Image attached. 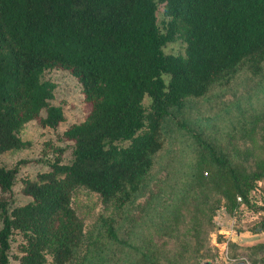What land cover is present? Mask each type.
<instances>
[{
    "label": "trees",
    "instance_id": "obj_1",
    "mask_svg": "<svg viewBox=\"0 0 264 264\" xmlns=\"http://www.w3.org/2000/svg\"><path fill=\"white\" fill-rule=\"evenodd\" d=\"M177 35L184 54L166 53ZM263 64L264 0H0V152L22 145L26 122L55 129L64 120L50 102L55 85L43 78L46 70L72 73L85 104L84 118L58 135L72 143L71 159L64 162V147L48 140V169L36 181L22 179L30 199L11 205L0 196V264L11 256L17 264L110 262L107 246L122 242L117 213L146 184L163 147V119L185 98L205 95L239 70L257 75ZM176 124L213 163L226 164L189 125ZM16 172L0 165L1 193L10 191ZM231 172L235 199H242L251 185ZM78 187L107 206L87 236L71 203Z\"/></svg>",
    "mask_w": 264,
    "mask_h": 264
},
{
    "label": "rangeland",
    "instance_id": "obj_2",
    "mask_svg": "<svg viewBox=\"0 0 264 264\" xmlns=\"http://www.w3.org/2000/svg\"><path fill=\"white\" fill-rule=\"evenodd\" d=\"M157 18L163 30L162 5ZM176 37L163 50L183 55L185 40ZM43 78L54 83L50 102L61 107L64 120L55 129L30 120L19 131L22 145L0 152V165L17 168L10 191L0 192L11 205L30 199L22 191V179L36 181L37 173L48 169L51 150L45 142L63 146L62 160L71 159L72 143L62 142L58 135L85 115L81 86L72 73L52 68ZM143 102L146 105L148 99ZM177 122L186 123L209 142L226 164L213 163ZM161 134L163 147L146 184L117 213L116 231L122 242L108 245L105 256L116 264H143L145 259L152 263L154 258L162 264H227L241 259L264 264V242L245 244L248 235L264 231V64L257 75L239 70L229 81L216 82L205 95L185 98L163 119ZM232 170L251 185L242 188L239 202ZM71 203L82 220L84 236L93 232L97 217L107 211L100 196L84 187L73 191ZM10 264H17L12 256Z\"/></svg>",
    "mask_w": 264,
    "mask_h": 264
},
{
    "label": "crops",
    "instance_id": "obj_3",
    "mask_svg": "<svg viewBox=\"0 0 264 264\" xmlns=\"http://www.w3.org/2000/svg\"><path fill=\"white\" fill-rule=\"evenodd\" d=\"M263 205H264V202H263ZM245 241H246L245 242L246 245H251V244H254L256 242L263 243L264 242V231H261L259 233L253 234V235H248V237H246ZM244 261L247 264H253V263H249L247 260H244Z\"/></svg>",
    "mask_w": 264,
    "mask_h": 264
},
{
    "label": "water",
    "instance_id": "obj_4",
    "mask_svg": "<svg viewBox=\"0 0 264 264\" xmlns=\"http://www.w3.org/2000/svg\"><path fill=\"white\" fill-rule=\"evenodd\" d=\"M206 264H209V263H206ZM227 264H246L244 260H235V261H231Z\"/></svg>",
    "mask_w": 264,
    "mask_h": 264
},
{
    "label": "built area",
    "instance_id": "obj_5",
    "mask_svg": "<svg viewBox=\"0 0 264 264\" xmlns=\"http://www.w3.org/2000/svg\"><path fill=\"white\" fill-rule=\"evenodd\" d=\"M236 200H237V202L241 201V197L240 196H236ZM254 264H256V263H254Z\"/></svg>",
    "mask_w": 264,
    "mask_h": 264
}]
</instances>
